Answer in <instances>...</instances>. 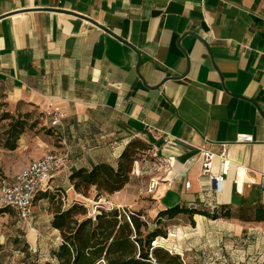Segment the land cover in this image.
<instances>
[{"label": "crops", "instance_id": "0c3cea01", "mask_svg": "<svg viewBox=\"0 0 264 264\" xmlns=\"http://www.w3.org/2000/svg\"><path fill=\"white\" fill-rule=\"evenodd\" d=\"M0 95L38 120L15 149L0 147L21 159L8 175L65 153L52 190L80 196L75 171L114 166L149 135L166 165L163 209L264 203V0H0ZM49 98L66 114L60 127L49 124ZM202 149L224 174L219 191Z\"/></svg>", "mask_w": 264, "mask_h": 264}, {"label": "rangeland", "instance_id": "374dc122", "mask_svg": "<svg viewBox=\"0 0 264 264\" xmlns=\"http://www.w3.org/2000/svg\"><path fill=\"white\" fill-rule=\"evenodd\" d=\"M1 102H6L4 97H0ZM6 103L3 109H8L14 114L18 113L17 110L12 111L9 103ZM32 120H34L33 116L30 117L25 130H29ZM2 125L7 124H0V136L3 133ZM34 126H38V120L31 123V127L34 128ZM134 141L137 145L132 151L136 160L129 174V181L122 190L114 194H104L97 201L95 187L89 190L88 197L77 196L74 193H59L62 202L83 203L87 207L88 215L92 216L101 206L119 208L122 212L124 210L140 212L141 219L148 222L150 229L158 227L165 233V236H158L154 243L175 254H180L186 264H264L263 223L241 220L238 221L244 223L211 222L201 220L199 216H195L196 221L192 223L191 218L183 214L173 219L157 221V216L163 208L156 188L158 182H162L165 170L162 167L166 165L162 161L160 152H157L158 148L154 146L155 139L149 135H142ZM0 147L3 148L2 144ZM20 160L19 156L0 152V184L3 181L14 180L27 167L25 166L15 175L5 173L20 167L18 166ZM117 165L118 163L114 167ZM154 183H156L155 186ZM48 191L56 193V190L52 188ZM37 200L34 217L28 222L19 223L15 213L10 209L0 210V264L56 263L52 257V250L59 246L62 238L48 223L42 221L41 216L45 214V211L41 205L40 208L36 206ZM48 205L52 207L53 201L50 200ZM171 207L173 206L167 208Z\"/></svg>", "mask_w": 264, "mask_h": 264}, {"label": "trees", "instance_id": "16d2710c", "mask_svg": "<svg viewBox=\"0 0 264 264\" xmlns=\"http://www.w3.org/2000/svg\"><path fill=\"white\" fill-rule=\"evenodd\" d=\"M6 105V102L0 103V124H7L2 125L0 145L4 149L13 150L27 127L31 113L18 111L14 114L2 108ZM6 121L8 123H4ZM136 145L134 140L128 143L119 157L117 167L99 163L91 169L81 168L75 171L70 176L75 190L88 197L89 190L95 187L96 201L104 194H114L122 190L129 181V174L136 160L132 151ZM46 192L44 197L53 201V206L50 207L54 214L51 227L59 230L62 241L52 250L56 263L45 264H186L180 254L154 243L158 236H165V233L158 227L150 229L148 222L141 219L140 212H122L119 208L101 206L92 216L88 215L87 207L83 203L75 201L64 205L59 194L61 191ZM182 214L188 215L192 223L195 222V215L210 219L264 223V203L191 207L177 204L162 209L157 221L173 219Z\"/></svg>", "mask_w": 264, "mask_h": 264}, {"label": "built area", "instance_id": "2783aa9c", "mask_svg": "<svg viewBox=\"0 0 264 264\" xmlns=\"http://www.w3.org/2000/svg\"><path fill=\"white\" fill-rule=\"evenodd\" d=\"M45 112L49 117L51 127L62 126L66 114L55 105L53 99L49 98L46 102ZM240 138H247V135H241ZM201 151L203 153V175L209 179L211 187L219 191L224 181V174L213 173L212 164L215 154L207 149ZM220 158L227 161L224 154L220 155ZM66 159L65 153L47 152L42 157L32 160L14 180L3 181L0 184V210H12L19 223L32 220L37 195L52 188L51 181L65 166ZM186 186L189 187L190 183L187 182ZM170 252L173 251L170 250Z\"/></svg>", "mask_w": 264, "mask_h": 264}]
</instances>
